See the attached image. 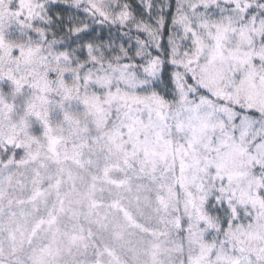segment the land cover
Here are the masks:
<instances>
[{"label": "snow or ice", "instance_id": "1", "mask_svg": "<svg viewBox=\"0 0 264 264\" xmlns=\"http://www.w3.org/2000/svg\"><path fill=\"white\" fill-rule=\"evenodd\" d=\"M0 264H264V0H0Z\"/></svg>", "mask_w": 264, "mask_h": 264}]
</instances>
